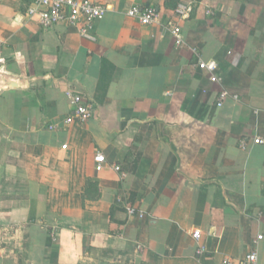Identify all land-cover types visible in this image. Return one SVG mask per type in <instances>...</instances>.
Returning a JSON list of instances; mask_svg holds the SVG:
<instances>
[{"label": "crops", "instance_id": "1", "mask_svg": "<svg viewBox=\"0 0 264 264\" xmlns=\"http://www.w3.org/2000/svg\"><path fill=\"white\" fill-rule=\"evenodd\" d=\"M102 1L91 40L0 0V264H264V0H185L180 45L182 0Z\"/></svg>", "mask_w": 264, "mask_h": 264}, {"label": "built area", "instance_id": "2", "mask_svg": "<svg viewBox=\"0 0 264 264\" xmlns=\"http://www.w3.org/2000/svg\"><path fill=\"white\" fill-rule=\"evenodd\" d=\"M194 10V4L185 0L180 1L173 9L174 19L168 22L169 30L177 45L182 44L181 27L176 20L188 19ZM107 12V8L102 0H30V5L26 10V15L36 17L44 29H49L58 24H67L76 28L81 36L94 40L92 36L93 25L102 20ZM127 16L137 19L143 25H152L157 22L159 14L152 6L133 5L127 12ZM4 63L3 42L0 39V66ZM199 67L203 70L214 71L217 69L215 62L200 63ZM68 99L74 105L71 115L66 118L65 124L70 125L73 122L85 124L93 117L94 106L81 94L70 91L67 93ZM228 97L227 92L219 95L217 106L221 107L224 100ZM54 130V126H50ZM264 140L257 138L254 144H263ZM246 143L241 142L240 147L246 148ZM67 146H63L66 149ZM95 169L102 172L106 169V160L103 154H97L95 157ZM111 169L121 172V168L112 165ZM196 240L201 239L199 232L194 233ZM258 236L257 240H261ZM204 248H199L198 254H203ZM226 264L232 263L230 259L225 260ZM242 264H258L257 251L250 252Z\"/></svg>", "mask_w": 264, "mask_h": 264}]
</instances>
